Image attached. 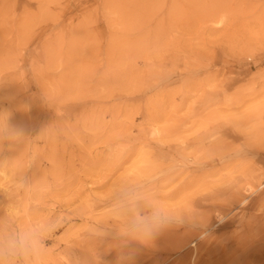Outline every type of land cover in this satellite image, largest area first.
Instances as JSON below:
<instances>
[{
  "label": "rangeland",
  "instance_id": "obj_1",
  "mask_svg": "<svg viewBox=\"0 0 264 264\" xmlns=\"http://www.w3.org/2000/svg\"><path fill=\"white\" fill-rule=\"evenodd\" d=\"M0 134L42 264H264V0H0Z\"/></svg>",
  "mask_w": 264,
  "mask_h": 264
},
{
  "label": "clouds",
  "instance_id": "obj_2",
  "mask_svg": "<svg viewBox=\"0 0 264 264\" xmlns=\"http://www.w3.org/2000/svg\"><path fill=\"white\" fill-rule=\"evenodd\" d=\"M56 227L52 221L12 229L0 227V264H42L46 238Z\"/></svg>",
  "mask_w": 264,
  "mask_h": 264
},
{
  "label": "bare ground",
  "instance_id": "obj_3",
  "mask_svg": "<svg viewBox=\"0 0 264 264\" xmlns=\"http://www.w3.org/2000/svg\"><path fill=\"white\" fill-rule=\"evenodd\" d=\"M120 86H121V85H120ZM48 101H49V100H48ZM13 106H14V105H13ZM16 116H17V115H16ZM18 121H19V120H18ZM8 123H9V122H8ZM10 124H11V123H10ZM12 126H13V125H12ZM15 126H16V124H15ZM19 126H20V125H19ZM29 126H30V125H29ZM9 127H10V126H9ZM16 127H17V126H16ZM16 129H17V128L12 127V130L16 131ZM18 129H20V128L18 127ZM18 129H17V131H19V133H21L20 130H18ZM1 130H2V129H1ZM8 131H9V130H8ZM17 131H16V133H18ZM12 132H13V131H12ZM12 132H11V133H12ZM0 135H1V134H0ZM12 135H13V134H12ZM21 136H22V135H21ZM7 137H8V136H7ZM1 140H2V139H1ZM3 140H4V139H3ZM14 141H15V140H14ZM21 141H23V140H21ZM3 145H4V144H3ZM15 145H17V144H15ZM10 146H11V144H10ZM2 147H3V146H2ZM4 147H5V146H4ZM8 148H9V146H8ZM33 149H34V148H33ZM2 151H3V150H2ZM1 155H2V154H1ZM4 155H5V154H4ZM7 157H8V155H7ZM10 158H11V157H10ZM10 158H9V159H10ZM11 159H12V158H11ZM15 159H16V158H15ZM20 159H21V158H20ZM12 162H13V161H12ZM15 162H16V161H15ZM19 163H20V162H19ZM7 164H8V163H7ZM17 164H18V163H17ZM157 164H158V163H157ZM52 165H53V164H52ZM62 165H63V164H62ZM9 166H10V165H9ZM14 166H15V165H14ZM17 166H18V165H16V167H17ZM54 166H55V165H54ZM92 168H93V167H92ZM8 169H10V170H15L14 167H10V168H8ZM50 173H51V172H50ZM6 177H7V176H6ZM13 177H14V176H13ZM24 179H25V178H24ZM24 181H25V180H24ZM28 181H29V180H28ZM166 182H167V181H166ZM12 183H13V182H12ZM170 183H171V182H170ZM13 184H14V183H13ZM4 189H5V188H4ZM19 190H20V188H19ZM46 193H47V192H46ZM174 194H175V193H174ZM20 195H21V194H20ZM21 201H22V200H21ZM28 201H29V200H28ZM201 223H202V222H201ZM167 229H168V228H167ZM164 250H165V249H164ZM156 253H157V252H156ZM187 256H188V255H187ZM193 258H194V257H193Z\"/></svg>",
  "mask_w": 264,
  "mask_h": 264
}]
</instances>
